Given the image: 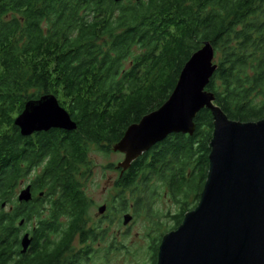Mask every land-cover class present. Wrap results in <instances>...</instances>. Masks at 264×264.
Wrapping results in <instances>:
<instances>
[{
  "label": "trees",
  "instance_id": "1",
  "mask_svg": "<svg viewBox=\"0 0 264 264\" xmlns=\"http://www.w3.org/2000/svg\"><path fill=\"white\" fill-rule=\"evenodd\" d=\"M206 44L218 66L206 89L215 104L232 121L264 120V0H0V264L87 261L73 243L99 236L87 225L93 202L82 183L94 169L90 155L114 152L131 126L164 106ZM47 95L78 127L32 142L15 120ZM195 124L194 135H171L120 169L124 212L128 195L141 214L157 193H170L179 209L168 215L170 233L197 208L210 170L212 112L204 109ZM35 168L42 171L34 199L20 203ZM25 233L32 243L22 253ZM159 246L153 242L154 264Z\"/></svg>",
  "mask_w": 264,
  "mask_h": 264
},
{
  "label": "water",
  "instance_id": "2",
  "mask_svg": "<svg viewBox=\"0 0 264 264\" xmlns=\"http://www.w3.org/2000/svg\"><path fill=\"white\" fill-rule=\"evenodd\" d=\"M215 57L210 44L194 54L168 102L131 126L114 149L125 155L119 166L125 171L169 136L194 135L195 118L204 109L214 116L204 191L197 208L163 238L158 264H264V120L232 121L215 104V96L206 90L218 69ZM15 125L25 138L52 130L73 132L78 127L54 95L28 102ZM18 200L31 202V188L21 191ZM106 210L104 206L99 212ZM131 218L127 215L125 224ZM31 243L30 234H25L22 253Z\"/></svg>",
  "mask_w": 264,
  "mask_h": 264
},
{
  "label": "rangeland",
  "instance_id": "3",
  "mask_svg": "<svg viewBox=\"0 0 264 264\" xmlns=\"http://www.w3.org/2000/svg\"><path fill=\"white\" fill-rule=\"evenodd\" d=\"M215 64L217 65L216 59ZM90 159L94 161V169L88 179H82V183L87 195L93 202L87 223V225L92 227L98 226L100 220L104 219L108 213L106 210L101 214L99 209L105 205L111 207L110 203H112V198L119 191L115 190V181L119 173L115 172L116 170H107L106 168L109 165H114L116 168L117 166L119 167L124 162L125 155L116 151L110 154L94 151L90 155ZM24 189L22 187L18 190V196ZM126 201L129 203L128 211L125 214H119V220L115 219L112 225L104 223L105 229L111 228L113 231L111 235H107V238H109L107 242L111 243L115 241L118 246L119 244L122 245L119 247L123 249L121 248L119 251L110 253V257L106 258L103 251L107 245L101 243L96 248L102 249V252H97L95 255H92L91 259L85 261L83 264H154L152 240L153 238L159 240L168 234L173 226V222L168 218V215L176 214L179 209L175 205V201L170 196V193L166 192L157 193V198L151 199L149 205L142 207L141 214L134 212V203L130 195L127 196ZM122 204L120 202L121 206ZM8 208L6 207V209ZM147 211L152 213V217L148 215ZM127 215L132 218L130 222L125 224V217ZM63 221L66 224V219H63ZM157 224H159L157 231L152 233V228H155ZM76 247V252H78L80 249L78 243H76Z\"/></svg>",
  "mask_w": 264,
  "mask_h": 264
},
{
  "label": "flooded vegetation",
  "instance_id": "4",
  "mask_svg": "<svg viewBox=\"0 0 264 264\" xmlns=\"http://www.w3.org/2000/svg\"><path fill=\"white\" fill-rule=\"evenodd\" d=\"M102 1H106V2H110V3H116L115 0H102ZM142 0H124L123 2L121 3H118V4H124V5H133V4H136V3H139L141 2ZM49 133V132H48ZM41 134H44V133H34L32 136L30 137H27L28 139H31L32 142H36L38 140V138L40 137L39 135ZM26 161H29V162H32L30 158H26L25 159ZM35 163H37V165H41L43 167V165L45 164V162H42V160H38V161H34ZM115 169L116 171L119 173V175L121 174L120 172V167L115 166ZM42 171V168H35L33 169L30 174L26 177V179H24L22 181V184L20 186V188H27V187H30L31 188V192L33 194V199H34V193L35 192V185H34V181L36 180L37 176L41 173ZM87 194V193H86ZM120 194L117 193L113 198H112V203H110L111 207H109V205H105V207L107 208V215L104 217V219H101L100 220V223H98L99 225L98 226H89V230H92L93 232L97 233L99 236L95 239H88L85 244H82L81 243V240L80 238H77V240L75 241V243H73V248L75 249V253L77 254H80L81 252H86V253H81L83 255H80V256H84L86 257L87 260H90L91 259V256L92 255H95L97 252H102V249H97L96 246H100L101 243L103 244H106V248L104 249L103 253L105 255L106 258H109L110 257V253L112 252H115V251H119L121 250L122 247H119V246H122L118 244L114 241V242H111V243H108L107 240H109V238L105 237H100L101 235V232H105L107 233V235H111V233L113 232L112 229H105L104 227V223H109L110 225L113 224V222L115 221V219H118L119 220V214H125V212L123 211L122 209V206L120 205ZM89 197V196H88ZM112 206H113V209H112ZM131 210V209H130ZM132 211H134L132 209ZM135 212V211H134ZM103 218V217H102ZM88 221H89V217H87ZM91 220V219H90ZM121 221V220H120ZM118 222V221H117ZM155 232L154 230H152V233ZM111 237V236H110ZM162 240L163 238H160L159 240H155V238H153V242L155 241H158L160 243V246H161V243H162ZM80 242V243H79ZM153 242H152V245H153ZM76 243L79 244V251L76 252ZM159 246V248H160ZM123 249V248H122ZM153 249V247H152ZM154 251V250H153Z\"/></svg>",
  "mask_w": 264,
  "mask_h": 264
}]
</instances>
